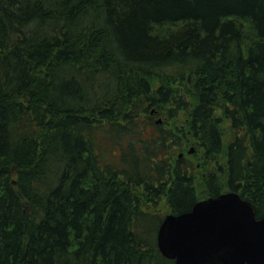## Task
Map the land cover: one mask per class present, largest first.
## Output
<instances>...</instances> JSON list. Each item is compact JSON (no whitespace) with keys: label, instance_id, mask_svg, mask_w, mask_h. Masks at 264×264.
<instances>
[{"label":"trees","instance_id":"trees-1","mask_svg":"<svg viewBox=\"0 0 264 264\" xmlns=\"http://www.w3.org/2000/svg\"><path fill=\"white\" fill-rule=\"evenodd\" d=\"M228 191L264 216V0H0V264H175L165 216Z\"/></svg>","mask_w":264,"mask_h":264},{"label":"water","instance_id":"water-1","mask_svg":"<svg viewBox=\"0 0 264 264\" xmlns=\"http://www.w3.org/2000/svg\"><path fill=\"white\" fill-rule=\"evenodd\" d=\"M157 243L175 264H264V217L239 193H223L168 214Z\"/></svg>","mask_w":264,"mask_h":264},{"label":"bare ground","instance_id":"bare-ground-1","mask_svg":"<svg viewBox=\"0 0 264 264\" xmlns=\"http://www.w3.org/2000/svg\"><path fill=\"white\" fill-rule=\"evenodd\" d=\"M162 71H163V73L164 74H168V69L167 68H163L162 69ZM153 74H155V72H154V69H150V70H148V75H147V77H146V80L148 79V77H151V76H153ZM198 80V78L196 77H192V84L195 86L196 85V83L198 82L197 81ZM83 84V83H82ZM155 87H157V88H161V83H159V82H157V84L155 85ZM133 90H131V91H127V92H124V96H125V98L127 99V100H129V101H132V102H134L135 104L136 103H138V102H140V99L141 98H143L144 97V91H147V90H143V89H139V91H135V92H132ZM132 92V93H131ZM87 95H90L88 92H87ZM202 112H203V114H207V111L206 110H202ZM32 114H33V112L32 111H27L26 113H24L23 114V116H22V118H21V121H25V120H29V119H32L33 117H32ZM200 115H202L201 113H199ZM152 115H153V123L156 125V126H158V125H164L165 124V122H167L168 124H169V126H171L173 129H177L178 128V126H177V122L175 121V120H173V119H169V121H166L167 120V118H165V117H163V115L162 114H159V115H157V114H153L152 113ZM198 122H201V120L199 119V117H198ZM154 124L152 125V124H150L149 126H151V127H154ZM166 125V124H165ZM168 127V126H167ZM220 133V132H219ZM222 134L220 133V136H221ZM202 141V140H201ZM61 146L59 147V149H60V151L61 150H64L65 149V147H64V145H63V143H59ZM96 147H97V149H99L100 150V147H99V145H95ZM94 150H96V149H94ZM199 152H200V154H199V157L198 158H196L195 160H192V161H194L195 162V164L197 165V167L199 168V169H202V163L203 162H205V161H212V162H214V163H216V165L217 164H224L222 161L220 162V160L218 159V156L216 155V156H214V157H212V156H208V155H206V149L204 148V147H202V148H199ZM197 151L194 149V148H192V147H190V149L188 150V152L186 153V147H184L183 148V150L182 151H180V153H179V158H183L184 156H185V154H187L188 155V158H190V156H196L198 153H196ZM151 161V162H153V163H155L154 161H156L155 160V157L154 156H151L150 158H146V161ZM126 162H129V164L130 163H134V162H136V158L135 159H132L130 156L126 159ZM212 164V163H211ZM214 164H212L209 168H208V171H209V174L210 173H213V172H215V170H216V166H213ZM93 167H90V168H85V172H87V174L89 175V176H94V172H93ZM135 169V167H132V171ZM131 171V172H132ZM202 171V170H201ZM208 171H206V172H208ZM142 174L143 173H139L138 174V176L139 177H142ZM120 175H122V173L120 174ZM134 175H137V170L134 172ZM204 175H205V173H204ZM16 176H17V170L15 169V168H11V170H10V180L12 179V178H16ZM4 178H5V175H4ZM110 178L111 179H113V176H110ZM137 178V177H136ZM4 179H2L1 180V182H2V185L4 184ZM12 182H13V184L14 185H16L17 184V180L16 179H13L12 180ZM32 188L34 189L35 188V186H32ZM229 192V191H228ZM182 214V213H181ZM178 215V214H177ZM161 252V251H160ZM162 254V253H161Z\"/></svg>","mask_w":264,"mask_h":264},{"label":"rangeland","instance_id":"rangeland-1","mask_svg":"<svg viewBox=\"0 0 264 264\" xmlns=\"http://www.w3.org/2000/svg\"><path fill=\"white\" fill-rule=\"evenodd\" d=\"M226 136H227V134H226ZM228 137L229 136H227V139H228ZM229 140V139H228ZM190 147H192V148H194L197 152L196 153H198L196 156H195V158L193 159V160H195L196 158H198L199 157V154H200V150H199V148L196 146V145H192V144H190V145H188L187 147H186V153L188 152V150L190 149ZM198 149V150H197ZM203 196V195H202ZM201 196V197H202Z\"/></svg>","mask_w":264,"mask_h":264}]
</instances>
